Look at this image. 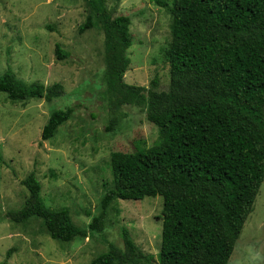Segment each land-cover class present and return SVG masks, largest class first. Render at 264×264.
Masks as SVG:
<instances>
[{"label": "trees", "instance_id": "trees-1", "mask_svg": "<svg viewBox=\"0 0 264 264\" xmlns=\"http://www.w3.org/2000/svg\"><path fill=\"white\" fill-rule=\"evenodd\" d=\"M85 1L105 36L106 85L115 93L112 115L123 104L141 103L147 93V119L161 137L147 149L112 154V186L86 227L74 223L70 210L46 206L35 171L22 181L29 193L24 205L6 217L17 224L39 219L53 240L68 243L103 234L117 200L162 197L158 264H228L264 182V0H172L167 91L159 90L158 79L150 89L125 82L131 20L111 17L105 0ZM155 1L167 7L166 0ZM97 26L89 15L79 32ZM56 54L69 57L59 45ZM0 93L13 102L54 103L66 91L60 83L27 84L9 66L0 75ZM75 111V106L53 111L41 143L54 138ZM122 237L124 249L110 244L91 264L154 263L126 229ZM13 253L9 250L7 259Z\"/></svg>", "mask_w": 264, "mask_h": 264}, {"label": "rangeland", "instance_id": "rangeland-1", "mask_svg": "<svg viewBox=\"0 0 264 264\" xmlns=\"http://www.w3.org/2000/svg\"><path fill=\"white\" fill-rule=\"evenodd\" d=\"M166 3L164 8L155 0H105L111 17L131 20L132 46L127 51L131 64L124 76L130 85L150 89L158 79L160 91L170 87L166 53L173 41L172 0ZM89 15L98 26L80 34ZM100 26L85 0H0V75L10 66L27 84L60 83L66 91L54 103L13 102L0 93V264H91L110 244L124 249V229L158 264L162 197L117 200L103 234L68 243L53 240L39 219L17 224L6 217L24 205L29 193L22 181L35 171L46 206L70 210L74 223L86 227L112 186V154L147 149L161 137L147 119V93L141 103L123 104L112 115L115 93L106 85ZM57 45L68 58H58ZM68 106L76 107L72 118L54 138L41 143L52 112ZM11 249L14 253L7 259ZM228 264H264V182Z\"/></svg>", "mask_w": 264, "mask_h": 264}, {"label": "water", "instance_id": "water-1", "mask_svg": "<svg viewBox=\"0 0 264 264\" xmlns=\"http://www.w3.org/2000/svg\"><path fill=\"white\" fill-rule=\"evenodd\" d=\"M163 220V219H162Z\"/></svg>", "mask_w": 264, "mask_h": 264}]
</instances>
